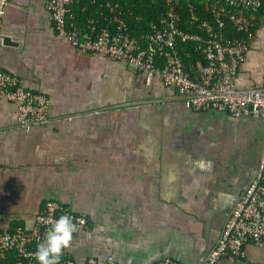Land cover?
<instances>
[{"label":"crops","instance_id":"1","mask_svg":"<svg viewBox=\"0 0 264 264\" xmlns=\"http://www.w3.org/2000/svg\"><path fill=\"white\" fill-rule=\"evenodd\" d=\"M237 11L252 36L234 83L260 86L264 10ZM1 33L10 44L0 39V68L49 105L47 122L19 127L13 104L0 100V228L27 225L51 198L89 220L64 251L70 256L198 264L257 167L263 120L184 107L173 87L78 50L56 33L44 0H7ZM244 249L243 264H264V242ZM214 264L235 263L222 256Z\"/></svg>","mask_w":264,"mask_h":264},{"label":"built area","instance_id":"2","mask_svg":"<svg viewBox=\"0 0 264 264\" xmlns=\"http://www.w3.org/2000/svg\"><path fill=\"white\" fill-rule=\"evenodd\" d=\"M98 8L93 16H87L79 25L68 10L77 0H44V8L56 33L63 36L80 51L96 52L114 61L122 62L146 79H157L164 86L173 87L184 107L191 109H216L232 116L250 115L264 122V83L260 86L238 87L234 76L244 60L245 51L252 36V22L239 10H257L264 0H209L207 10L211 20L191 19L200 32H189L178 25L179 15L172 6L165 10L161 25L150 21L145 32L131 35L116 2L89 0ZM7 0H0V39L2 18ZM192 10L191 6H188ZM107 9V12L104 10ZM228 20L233 31L226 33ZM192 41L204 62L196 74L189 76L177 52V43ZM13 104L15 123L19 127L47 122L48 96L22 84L19 77L0 68V100ZM264 151L257 167L236 196L222 225L215 244L198 264H214L227 256L235 264H243L244 245L264 242ZM61 215H68L77 225L73 234L89 228L88 218L73 211L56 199H45L24 226L0 228V264H36L33 253L43 239L51 223ZM60 264H119L107 255L103 260L88 255L77 259L66 252ZM160 264H180L171 258H163Z\"/></svg>","mask_w":264,"mask_h":264},{"label":"trees","instance_id":"3","mask_svg":"<svg viewBox=\"0 0 264 264\" xmlns=\"http://www.w3.org/2000/svg\"><path fill=\"white\" fill-rule=\"evenodd\" d=\"M118 4V9L127 11L125 19L128 24L131 35L139 36L141 32H145L148 28V23L154 21L161 25L165 19V10L167 7L172 6L179 15L178 25L189 32H200L197 29L195 23L198 21L191 19V13H194L198 19H210V15L207 10L209 0H110ZM192 10H189V7ZM71 13L74 15V19L77 22L80 21V25H84V20L87 16H93L94 11L98 8L97 4H92L89 0H77L69 5ZM68 7V8H69ZM264 10V3L258 8ZM108 10L105 9L104 12ZM226 33H230L233 30L230 21H225ZM177 52L181 58L185 72L189 76L191 74L188 63L197 62L203 63L199 51L194 49L192 41L178 42Z\"/></svg>","mask_w":264,"mask_h":264},{"label":"clouds","instance_id":"4","mask_svg":"<svg viewBox=\"0 0 264 264\" xmlns=\"http://www.w3.org/2000/svg\"><path fill=\"white\" fill-rule=\"evenodd\" d=\"M77 225L68 215H61L51 223L36 246L33 258L36 264H60L64 251L71 246Z\"/></svg>","mask_w":264,"mask_h":264},{"label":"water","instance_id":"5","mask_svg":"<svg viewBox=\"0 0 264 264\" xmlns=\"http://www.w3.org/2000/svg\"><path fill=\"white\" fill-rule=\"evenodd\" d=\"M2 42L4 44H10V37L6 35H1Z\"/></svg>","mask_w":264,"mask_h":264}]
</instances>
